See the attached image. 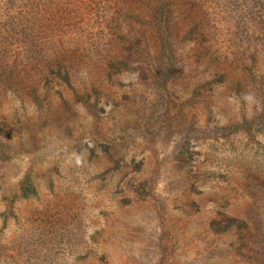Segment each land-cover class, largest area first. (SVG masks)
Segmentation results:
<instances>
[{
  "label": "rangeland",
  "instance_id": "rangeland-1",
  "mask_svg": "<svg viewBox=\"0 0 264 264\" xmlns=\"http://www.w3.org/2000/svg\"><path fill=\"white\" fill-rule=\"evenodd\" d=\"M169 1L0 0V264H264V0Z\"/></svg>",
  "mask_w": 264,
  "mask_h": 264
},
{
  "label": "trees",
  "instance_id": "trees-1",
  "mask_svg": "<svg viewBox=\"0 0 264 264\" xmlns=\"http://www.w3.org/2000/svg\"><path fill=\"white\" fill-rule=\"evenodd\" d=\"M170 1L169 0H160L159 5L157 7L158 13L162 17V21L160 22V29L163 31L169 30L168 26L170 24V19H169V12H170ZM117 12V11H116ZM167 38H163V41L161 42V49L162 51H169V48L166 47L167 43ZM35 190L31 186V183L29 181L25 182L24 187H20V195L19 198L21 199H27L29 197L35 196Z\"/></svg>",
  "mask_w": 264,
  "mask_h": 264
}]
</instances>
